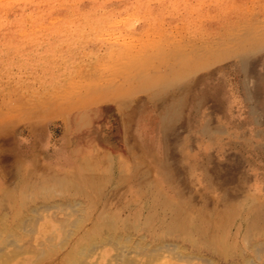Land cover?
<instances>
[{"label": "bare ground", "instance_id": "6f19581e", "mask_svg": "<svg viewBox=\"0 0 264 264\" xmlns=\"http://www.w3.org/2000/svg\"><path fill=\"white\" fill-rule=\"evenodd\" d=\"M51 1L22 0L21 6L9 16L0 17V30L25 26L29 17L25 7L28 6L32 9L31 20H42V7ZM205 1L199 0L203 4ZM192 2L158 0L155 5L163 7L162 10L168 3L189 6ZM134 4L139 10L153 7L148 0H135ZM247 11L241 8L236 11L238 18L219 20L215 31L207 34L211 41L207 36L199 40L195 37L198 31L204 30L196 25L191 28L195 22L190 27L184 24L189 32L188 36L182 33L186 46L184 50L179 46L168 52V61L164 63L169 72L151 66L158 62L159 51L153 50L159 48L144 50V44L140 46L143 53L138 50L143 55L140 58L151 62H141L143 67L138 61L131 63L138 52L134 50L136 52L129 55L133 59L118 62L120 66L127 65V60L128 65H133L123 69L119 77L112 78L107 73L110 81L105 85L99 86L104 79L103 72L94 69L78 81L61 79L63 83L55 82L53 86L51 81L42 93L39 89L36 94L33 91L31 98L21 103L29 107L13 105L5 112L0 111V134L4 135L15 131L13 117L19 113L34 117L35 111L45 110L47 106L56 113L58 109L72 110L78 101L89 96L113 98L105 102L103 112L110 114L111 128L115 126L119 134V140L111 141L105 135L109 133L113 137L110 132L102 133V129L96 128L106 127L108 121L99 124L93 117L89 118L92 110H84L72 114L75 115L72 124L64 119L66 148L57 142L51 146L52 136L41 137L37 129L26 138L0 135V264H156L162 259L198 260L204 264H264V193H260L264 192V57L257 59V55L264 52V22L255 26L256 20L252 24V20L247 19L250 17ZM102 12L109 15L112 11ZM257 12L258 17L264 15V7L259 5ZM73 13L72 10L70 14ZM245 19L250 22L246 29L243 28L248 24L243 23ZM111 25L96 23L107 30ZM144 29L147 32L143 26ZM37 30L40 29L37 27ZM151 38L152 42H161L158 36ZM142 40L145 41L144 37ZM65 41L61 42L66 44ZM61 45L57 46L62 50ZM149 45L152 46L150 42ZM214 77L219 78L217 87L211 86ZM82 85L85 89L79 88ZM52 90L57 95L52 96ZM172 90L178 95L171 94ZM224 92L228 95L223 97L226 101L219 95ZM60 95L64 96L59 98ZM236 123L241 124L240 130L232 128ZM90 125L96 128L97 134L94 129L87 130L93 128ZM171 129H177L175 137L169 132ZM86 133L92 138L83 142H90L91 149L82 148L83 142L76 138ZM71 142L77 145L71 153L76 160L71 166H65L67 161L60 163V168H67L62 173L42 172L37 166L27 168L15 160L18 153L24 155L23 147L30 150L29 158L49 151L63 157L69 152ZM175 143L183 150L184 159L190 158L198 174L177 177L176 172L183 173L185 169L180 162L172 165L175 155L170 154V149ZM93 150L108 152L93 154ZM23 255L28 257L20 258Z\"/></svg>", "mask_w": 264, "mask_h": 264}, {"label": "rangeland", "instance_id": "374dc122", "mask_svg": "<svg viewBox=\"0 0 264 264\" xmlns=\"http://www.w3.org/2000/svg\"><path fill=\"white\" fill-rule=\"evenodd\" d=\"M192 1L193 2L190 3L189 6H188V4L187 5L183 4V5L177 6V5H173L172 3H168V4H166L168 6L165 5V7H164L165 9L161 10L160 8H163V7H161L159 5H155L158 2V0H148V3H150L153 7L150 8L147 6V10H139V8H137V6L134 4L135 0H52L47 6L42 7L43 12L40 14L42 20H31L32 16H30V14H32L31 13L32 9L29 6L25 7L26 12L29 14L28 15L29 17L26 18V20H27L26 25L27 26L25 25V26L20 27V28H15L14 30H11V31H2L3 29L0 30V55H1L0 56V63H1L0 64V71H1L0 72V77H1L0 78V82H1L0 83V95L2 94L1 98H0V111L5 112V110H9V106H13V105H15V107L17 106L16 108H18V107H20V108L29 107V106H23V105H21V103L24 100L25 101L29 100L31 98L30 95L32 94L33 91H34L33 94H36V91L39 89L38 90L39 93H42V91L47 89V86H49L51 81H52L51 82L52 86L55 82L56 83H59V82L63 83L64 81L68 82L70 78L72 80L74 79V80L78 81V80L82 79L83 77H86L85 75H87L89 72H92L94 69H99L100 72L101 71L103 72L102 74H103L104 79L102 81H100L99 86L105 85V84L109 83V81H110L108 79V76H106L107 73H108V75L110 74L112 78L113 77H119V75L123 74V72H124L123 69L127 68L128 66H132L133 64H137V63L140 64L141 62L144 64L147 62L148 63L151 62L150 60H145L143 58H140L141 56L143 57V55L140 54V52H139L143 49V48L140 49V46L142 47V46H144V44H146L144 46V50L145 49L153 50V49H155V47L159 48L157 50H153V52H156V53L159 51L158 62L156 64H151V66L154 68L155 67H161V68H159L160 71L169 72L168 70H166L167 64L164 63L165 60L168 61L166 59V56L169 55L168 52H170L171 50L173 51V49H178L179 46L180 47L183 46V50H184L185 46H186V44L184 42L187 40H185V41L183 40L182 33L185 36L186 35L188 36L189 32H188V29L184 26V24L188 25L190 27V25L194 24V22H195V24L192 25L191 28H194V26L196 25V26H200V28L204 29L203 31H198L195 34V37L199 40L203 36H207L208 40H210V37L207 34L211 33L212 31H215V29L218 25V21L222 20V19H232V18L236 19V18H238L237 12H239V9H241V8L249 10L247 12L250 13L248 15L250 17L247 19H249V21L252 20L251 23L256 20V22H253L254 25L256 24L255 26H257V23L262 24L264 22V15H262L261 17L257 16V14H258L257 8L259 7V5H262L264 7V0H253L254 2L252 0H219V1L207 0V1H205L204 4H203V2H199V0H192ZM71 3H73V4H71ZM123 3H125V4H123ZM21 4H22V0H0V17L9 16L11 14V12L13 10H15L16 8H18L19 6H21ZM219 4H221V5H219ZM252 5L255 8H253ZM134 6H136L137 9ZM248 6H249V8L252 7L253 9H251V8L248 9ZM176 7H181V8L175 9ZM124 8H126V10L122 11ZM72 10L75 13V14L74 13L73 14L76 16V18H74V19L72 18L73 14L72 15L70 14L72 12ZM98 10H100V11H98ZM105 10H111L112 12L109 15H104L102 11H105ZM252 10H254V11H252ZM81 11L83 12V14H81L82 13ZM241 11H243V10H241ZM92 12H96V13H92ZM89 13H91V14H89ZM126 14H128V16ZM129 14L131 15V17ZM59 15H61V16H59ZM75 16H73V17H75ZM102 16H104V17H102ZM107 17H108V19H107ZM78 18L81 20V22ZM113 18H114V20H113ZM52 19L54 22L52 21ZM247 19H245V21L243 23H246ZM257 19H259V20H257ZM91 20H92V22H91ZM33 21H37V24L32 25L31 23ZM121 21H123V22L125 21V22L123 23ZM249 21H247V23H248L247 25L244 24L243 28L246 29L249 26V23H250ZM99 22H103V23H105V25H108V24L109 25L112 24V25L108 26V30H107V27H105V26H103L102 27L103 29H102L101 27L96 26V23H99ZM91 24H93V25H91ZM225 24H226V22H225ZM252 24L250 25V27H252ZM85 25H86V27H85ZM143 26H144V28H146L147 32H145V29L143 30ZM162 26L164 27V29L162 28ZM255 26H253V27H255ZM37 27L40 30H37ZM153 27H155V28H153ZM237 27L238 26H234V28H237ZM65 28L66 29L68 28V29L66 30ZM126 28H127V30H125ZM129 28H130V31H128ZM185 28H186V30H185ZM86 29L88 32L86 31ZM89 29L91 30V32L94 35H92V33H90ZM99 29H101V31ZM172 29H173V31H172ZM179 29H181V30H179ZM35 30H37V31H35ZM102 30H104V31H102ZM149 30H150L149 33H152V34H148ZM158 30H161V32ZM175 30H176V32H174ZM183 30L186 32H183ZM67 31L69 32L68 35H67ZM84 31H86L87 33ZM94 31H96V33ZM123 32H125V33H123ZM97 33H99V35ZM111 33H112V35H111ZM120 33H122V34H120ZM130 33H131V35H129ZM178 33H180V34H178ZM108 34H110V35H108ZM125 34L127 36L129 35L130 37L129 36L127 37ZM141 34H145L146 36L141 35ZM156 34H161V35L159 36ZM97 35L99 37H97ZM121 35H124V36H121ZM139 35H141V36H139ZM137 36H139L140 39H137V38H139ZM142 36L144 37L145 41L142 40V38H143ZM147 36L150 38H147ZM151 36L152 37L155 36L156 38H154V39H157V36H158L159 39L161 40V42L156 41V40L154 42L160 43V44H158L157 46H154L156 43L153 45L154 42H152L153 38H151ZM93 37L95 38L94 41H93V39H94ZM175 37H177V38L175 39ZM44 38H45V41H44ZM71 38H73V39H71ZM133 38H134V40H133ZM52 39H54V40H52ZM65 39H66V41H65ZM171 39L173 40V43L171 42ZM180 39H182V40H180ZM205 39H206V37H205ZM125 40H127V41H125ZM136 40H139V41H136ZM148 40H150V41H148ZM166 40H167V42H166ZM175 40H177V41H175ZM178 40L180 42H178ZM203 40H204V38H203ZM61 41L62 42L65 41L66 44H63ZM58 42H59V44H58ZM80 42H82V43H80ZM89 42H91L92 44L90 45ZM97 42H98V44H97ZM108 42L109 43L111 42V43L109 44ZM149 42L151 43L152 46L149 45ZM60 43H62L63 45H61ZM167 43H169L170 45H168ZM56 44L61 45L62 50ZM86 44L88 45V47L86 46ZM125 44H127V45L125 46ZM1 45H3V46H1ZM76 45H79L80 48ZM81 45H84L85 47L81 46ZM134 45L137 49H135ZM70 46H71V48H70ZM131 46H133V47H131ZM168 46H171V47H168ZM148 47H150V48H148ZM92 49H93V51H91ZM84 50L87 53L84 52ZM134 50H137V51L139 50V51L136 52ZM64 51L66 54L64 53ZM70 52H71V54H70ZM134 52H136V56L134 55V60H131V63L133 62V64L128 65L130 63L127 62V60L130 61V58L133 59V56L132 57H130V56L133 55ZM3 53H5V54H3ZM73 53H74V55H73ZM96 53H98V54H96ZM141 53H143V50L141 51ZM43 54H45V55H43ZM93 54H95V55H93ZM164 54H166V55L164 56ZM263 54H264V52L259 53L257 55V59L258 58H259L258 60L262 59L264 57ZM7 55L9 56L8 58H7ZM111 55H113V56H111ZM58 56H59V58L57 59L56 57H58ZM60 56H61V58H60ZM92 56H96L98 58L93 59ZM18 57L23 58V59H20ZM47 57L50 59L51 58H53V59L51 61H49L50 59L48 60ZM121 57H123V58H121ZM138 57H139V59H138ZM54 58L56 59V61L54 60ZM79 58H81V60ZM126 58H127L126 64L127 63L128 64L125 65V63H124V65H123V63H122V65L120 66L118 62H120V63L124 62L125 61L124 59H126ZM136 59H138V60H136ZM139 60H141V61H139ZM38 62H39V65H37ZM24 63H25V65H24ZM33 63H34V65H33ZM54 64L55 65L58 64V65L55 66ZM77 64H79V66ZM116 64H118V65H116ZM144 64H140V66L143 67ZM225 64L226 63H223V65H225ZM62 65L64 68H62ZM8 66L11 69H9ZM118 66H120V67H118ZM124 66H126V67H124ZM5 67L6 68L8 67V68L6 69ZM34 67L36 68V70ZM53 67H54V70H53ZM114 67H117V68H114ZM77 69L79 71L81 69L82 70L79 72V71H77ZM141 69H138L137 71H140ZM12 70H14V71H12ZM21 70L23 72H21ZM29 71L30 72L32 71L33 73H30ZM106 71H108V72H106ZM54 72H55V75H54ZM5 73L7 75H5ZM48 74H50V75H48ZM60 74H61V76H60ZM104 74H105V76H104ZM27 75L28 76L30 75V77H27ZM32 75H33V77H32ZM6 79H7V81H6ZM30 79H32V80H30ZM61 79L64 81H62ZM218 79H219L218 77H214V82L211 85L212 87L219 86V84L217 83ZM24 80H25V82H24ZM37 80H38V82H37ZM17 81H19V82H17ZM27 82H28V84H27ZM30 85H32V86H30ZM84 85H86V84H84ZM84 85H82L79 88L85 89ZM19 87L21 89H19ZM31 87H32V89H31ZM25 91H27V92L25 93ZM28 91L30 92V94ZM38 91H37V93H38ZM50 92H52L51 93L52 96L57 95V93L54 92L53 90ZM171 92H172L171 94H173V95H178L174 90H172ZM28 94H29V96H28ZM79 94H81V93H79ZM64 95H60L59 98H61V96L63 97ZM219 95L221 96V98L224 101H226L223 97L228 96L227 92L221 93ZM166 98L169 99L168 96H166ZM111 99H113V98H111ZM111 99L110 98L105 99V97L101 98V97L96 96V95H95V97L89 96L88 98L84 99V101H78L79 103L77 105L73 106L72 110L65 111V110H59L58 109L56 111V113L52 112L51 108L46 105L47 108L45 110H38V111H35L34 113L32 111V113L35 114L34 115L35 118L32 117L31 116L32 114H29V113H26V115L19 113L16 116L14 115V117H13V118H15L14 119L15 121L13 120L14 126H15V131L10 130L9 134H4V135L0 134V135L2 137H6V138H9V137L14 136V135H15V137L16 136L18 137V135H23V137H25L28 134H32L34 129H37V134L40 133L41 137H43V135H45V134H50L52 136L51 146H53V143L57 142V143H60L61 146L65 147L66 144L68 145V141L66 139H64V136H63L64 131H65V126H63V125H65L64 119H66V118L69 119L68 123L72 124L75 120L74 117L77 113L83 112L84 110H86V111L92 110L89 118L93 117V119H95L96 122H98L99 124L106 122L110 119V118H108L110 114L108 115L105 112H103V109L105 108V106H104L105 102L110 101ZM205 100L208 101L207 98ZM37 104H35V105H37ZM35 105H33V107ZM111 110L115 113L114 108H111ZM72 114H75V115H72ZM111 114H113V113L111 112ZM19 115L22 116L23 118H20ZM68 115H72V116L66 117ZM100 119H104V121L101 122ZM37 123H39V124H37ZM90 126L93 128L87 129V130H93L94 129L95 134H97L96 128L99 130L102 129V130H100V131H102V133L110 132L112 134L113 137H111L109 135V133L105 134L111 139V141L119 140V134L117 135V133L115 131V126L112 125V128H111L109 121H108V124L106 127L105 126H102V127L97 126L95 128L92 125H90ZM240 127H241V124L236 123L233 125L232 128L234 130H240ZM1 129H2V127H1ZM169 132L172 134L173 137H175V135L177 134V129H171V131H169ZM89 136H90V133H86L85 135L81 134V135L77 136L76 138H79L83 142V140H87V139L91 140L92 137H89ZM75 140H77V139H75ZM169 141L171 143L172 137L169 138ZM82 148L91 149V143L84 141L82 143ZM23 149H22V151L24 152L23 153L24 155L21 156V154L18 153V155L15 156L16 161L21 162V164L23 163V166L26 165L25 167H27V168L37 166V168H39L38 170H40L42 172L46 171V173L51 172V173L56 174V172H60V171H61L60 173H62L63 170H65V168H66V167L64 169L60 168L58 166L60 163L67 161L68 164L66 163L65 166H67V165L71 166L72 164H74V161L76 160V158L71 153L75 152V150L77 149V145L75 143L71 142V146H70L71 150L69 149V152L67 151V153H65L63 157H60L59 153H54L52 151H49V153L44 152L43 154L37 155L36 157L31 156L29 158V156H30L29 151L30 150H27V148H24V147H23ZM107 152L108 151L93 150L92 153L93 154H107ZM37 153L39 154V151ZM83 153H84V155H87V153H85V152H83ZM170 154L175 155L174 163L172 165L176 166V165H178V162H180L182 165L181 168L185 169V171L183 173L176 172L177 177L182 178L183 174H185V178H186V176H192L193 177L194 175L199 173V171H197L196 168L191 164L190 158L184 159L183 150H180V145H178L177 143H175L174 145L171 146ZM177 158H178V161H177ZM53 165H56V166H53ZM51 167H53L52 170H51ZM219 167L221 168V166H219ZM213 168L216 169V167H213ZM53 169H57V170H53ZM13 184H14V182L11 183V185H13ZM260 193H264V192H260ZM24 257H28V255H23L20 258H24ZM168 257H169V255H168ZM142 259L145 260V257H142ZM156 264H204V263H202L201 261H198V260L189 261V260H177V259H174V260L162 259V261H160L159 263H156Z\"/></svg>", "mask_w": 264, "mask_h": 264}]
</instances>
